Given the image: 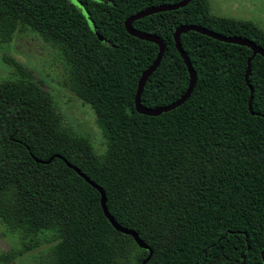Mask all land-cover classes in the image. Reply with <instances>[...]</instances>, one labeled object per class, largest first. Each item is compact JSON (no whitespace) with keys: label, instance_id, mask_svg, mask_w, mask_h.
<instances>
[{"label":"trees","instance_id":"1","mask_svg":"<svg viewBox=\"0 0 264 264\" xmlns=\"http://www.w3.org/2000/svg\"><path fill=\"white\" fill-rule=\"evenodd\" d=\"M77 1L0 0V47L25 30L55 47L64 84L91 106L105 143L96 151L44 81L3 53L14 74L0 79V224L21 246L0 264L44 243V264H264V55L250 60L246 80L249 46L181 32L196 75L190 95L158 114L139 112L138 78L158 45L124 20L179 0ZM183 23L264 47L263 28L214 12L209 0L134 19L165 42L141 92L146 107L176 100L189 84L173 36ZM58 155L103 187L110 213L147 246L111 224L99 190Z\"/></svg>","mask_w":264,"mask_h":264},{"label":"rangeland","instance_id":"2","mask_svg":"<svg viewBox=\"0 0 264 264\" xmlns=\"http://www.w3.org/2000/svg\"><path fill=\"white\" fill-rule=\"evenodd\" d=\"M214 12L252 20L264 29V0H209ZM7 52L31 68L42 79L57 101L65 122L77 133L89 137L96 151L105 148L104 137L93 109L79 99L64 82V68L58 50L36 32L25 30L0 47V79L13 76V67L3 53ZM16 235L0 224V255L20 248ZM49 244L44 243L24 252L14 264H44Z\"/></svg>","mask_w":264,"mask_h":264},{"label":"water","instance_id":"3","mask_svg":"<svg viewBox=\"0 0 264 264\" xmlns=\"http://www.w3.org/2000/svg\"><path fill=\"white\" fill-rule=\"evenodd\" d=\"M74 2H76L77 4H79V1L77 0H72ZM189 0H179L176 2H171V3H164V4H158V5H153L147 8H143L131 15H129L128 17H126V19L124 20V25L125 28L128 32H130L131 34L138 36L140 38H144V39H148V40H152L154 42L157 43L158 45V50H157V54L154 58V60L151 62V64H149L140 74L139 78H138V82H137V88L134 94V105L136 107V109L139 112H143V113H147V114H158L162 111L171 109L177 105H179L180 103H182L191 93L194 84H195V80H196V75H195V71L194 68L188 58V55L186 54V52L184 51L182 45H181V41H180V34L181 32H185L187 30H196L199 31L201 33L207 34L209 36L218 38L220 40H224V41H229V42H235V43H240V44H245L247 46H249L252 49V53L251 55L248 57L247 59V68H246V73H245V78L247 80L249 71H250V60L254 57V55L256 53H260L262 55H264V47L256 44L254 41H252L251 39L244 37V36H240V35H226V34H222L219 32H216L212 29H209L205 26L199 25V24H195V23H183L178 25L173 33L174 36V40H175V45L177 47V49L179 50L181 56L183 57L184 62L186 63V66L188 68L189 71V84L186 88V90L184 91V93H182V95L180 97H178L176 100L166 104V105H162V106H156V107H146L144 105H142L141 103V92L144 86V83L147 79V77L150 75V73L157 67V65L159 64L162 55L164 53L165 50V42L164 40L151 32H147V31H143L140 29H137L133 26L132 21L138 17L144 16L146 14L155 12V11H159V10H164V9H171V8H177L180 6L185 5ZM251 97L252 94H250V98L248 101V106L249 108H251ZM60 156L68 166L72 167L74 170H76L81 176H83L85 178L86 181H88L90 184H92L95 188H97L100 192V204L102 207V210L105 214V216L108 218V220L111 222V224L118 230L122 231V232H126L131 234L135 240L137 242H139L140 244L147 246V244L145 243V241L138 235V233L131 228H128L126 226H123L122 224H120L115 217L110 213L107 205H106V195H105V191L103 189V187L97 183L96 181H94L92 178H90V176H88L86 173H84L80 168H78L76 165L72 164L70 161H68L65 157H63L62 155H58ZM149 254L147 257H149V255L151 254L152 250L151 248H149Z\"/></svg>","mask_w":264,"mask_h":264}]
</instances>
